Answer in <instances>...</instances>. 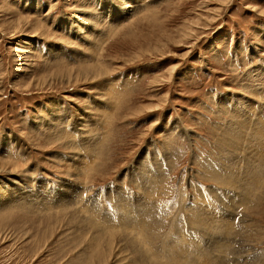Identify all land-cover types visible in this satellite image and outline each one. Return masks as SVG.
Listing matches in <instances>:
<instances>
[{"label": "rangeland", "instance_id": "374dc122", "mask_svg": "<svg viewBox=\"0 0 264 264\" xmlns=\"http://www.w3.org/2000/svg\"><path fill=\"white\" fill-rule=\"evenodd\" d=\"M0 264H264V0H0Z\"/></svg>", "mask_w": 264, "mask_h": 264}, {"label": "bare ground", "instance_id": "6f19581e", "mask_svg": "<svg viewBox=\"0 0 264 264\" xmlns=\"http://www.w3.org/2000/svg\"><path fill=\"white\" fill-rule=\"evenodd\" d=\"M88 69V68H87ZM63 80H64V78H63Z\"/></svg>", "mask_w": 264, "mask_h": 264}]
</instances>
